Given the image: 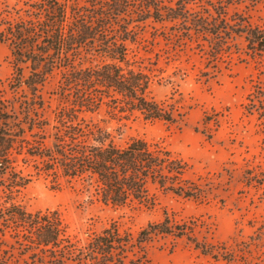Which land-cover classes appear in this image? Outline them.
Wrapping results in <instances>:
<instances>
[{"label": "trees", "instance_id": "obj_1", "mask_svg": "<svg viewBox=\"0 0 264 264\" xmlns=\"http://www.w3.org/2000/svg\"><path fill=\"white\" fill-rule=\"evenodd\" d=\"M259 1L38 0L29 5L26 18L5 25L0 42L9 48L13 71L7 83L12 96L0 99V264H152L149 247L167 236L226 264H264V221L234 245L198 237L194 227L167 214L135 233L111 222L77 239L58 210L30 211L17 200L28 179L13 166L12 155V149L25 148L55 183L62 179L93 187L113 205L152 202L151 187L196 200L213 195L212 182L201 185L185 177L187 163L170 149L141 138L119 145L85 114L105 105L185 124L181 107L149 96L150 69L133 67L129 44L136 41L137 29L150 23L176 26L171 38L207 43L212 56L239 37L250 54L263 55L264 30L248 14L230 11ZM48 84L53 85L48 94L58 99L50 115L44 97ZM259 102L251 99L263 125L264 149V104ZM257 175L250 171L245 181L260 183Z\"/></svg>", "mask_w": 264, "mask_h": 264}, {"label": "rangeland", "instance_id": "obj_2", "mask_svg": "<svg viewBox=\"0 0 264 264\" xmlns=\"http://www.w3.org/2000/svg\"><path fill=\"white\" fill-rule=\"evenodd\" d=\"M37 1L0 0V31L8 22L26 18L29 5ZM233 8L248 14L252 24L264 30V0L253 6L239 3L230 11ZM173 30L178 27L150 23L138 28L129 56L133 67L150 69L149 96L181 107L185 124L144 119L137 112L105 105L85 116L104 125L119 145L141 138L170 149L187 163L185 177L201 185L212 182L213 195L196 200L151 187L152 202L113 205L103 202L93 187L62 179L55 183L52 176L40 172L38 160L27 156L25 148H14L13 166L28 179L17 194L26 209L58 210L68 233L77 239L111 222L121 231L135 233L167 214L194 227L198 237L206 235L211 241L234 245L264 221L263 125L251 103L252 99L256 105L260 100L264 104V54H250L246 42L235 37L212 56L207 43L201 46L202 41L187 38L179 42L170 37ZM12 71L9 48L0 42V99L12 96L7 88ZM52 88V84L44 88L49 102L46 115L58 103L55 95L48 94ZM250 171L258 174L260 183L245 181ZM148 255L152 264H226L173 236L157 240Z\"/></svg>", "mask_w": 264, "mask_h": 264}]
</instances>
